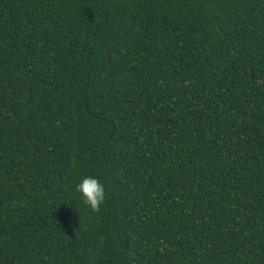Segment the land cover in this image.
Listing matches in <instances>:
<instances>
[{
  "label": "trees",
  "instance_id": "1",
  "mask_svg": "<svg viewBox=\"0 0 264 264\" xmlns=\"http://www.w3.org/2000/svg\"><path fill=\"white\" fill-rule=\"evenodd\" d=\"M0 264H264V0H0Z\"/></svg>",
  "mask_w": 264,
  "mask_h": 264
},
{
  "label": "clouds",
  "instance_id": "2",
  "mask_svg": "<svg viewBox=\"0 0 264 264\" xmlns=\"http://www.w3.org/2000/svg\"><path fill=\"white\" fill-rule=\"evenodd\" d=\"M76 190L92 210H96L104 201V186L95 178H83L81 182L76 185Z\"/></svg>",
  "mask_w": 264,
  "mask_h": 264
}]
</instances>
